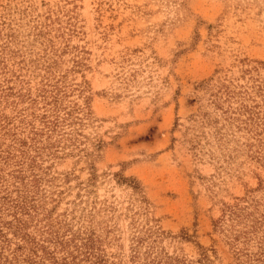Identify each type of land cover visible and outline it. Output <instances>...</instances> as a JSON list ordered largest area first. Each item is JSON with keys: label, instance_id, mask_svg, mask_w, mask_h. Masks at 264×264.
I'll use <instances>...</instances> for the list:
<instances>
[{"label": "rangeland", "instance_id": "obj_1", "mask_svg": "<svg viewBox=\"0 0 264 264\" xmlns=\"http://www.w3.org/2000/svg\"><path fill=\"white\" fill-rule=\"evenodd\" d=\"M0 264H264V0H0Z\"/></svg>", "mask_w": 264, "mask_h": 264}]
</instances>
